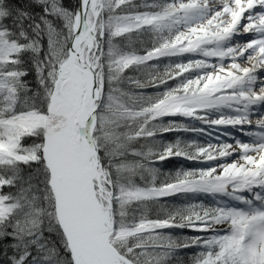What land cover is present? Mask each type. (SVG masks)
<instances>
[{
  "label": "snow or ice",
  "instance_id": "obj_1",
  "mask_svg": "<svg viewBox=\"0 0 264 264\" xmlns=\"http://www.w3.org/2000/svg\"><path fill=\"white\" fill-rule=\"evenodd\" d=\"M0 264H264V0H0Z\"/></svg>",
  "mask_w": 264,
  "mask_h": 264
},
{
  "label": "trees",
  "instance_id": "obj_2",
  "mask_svg": "<svg viewBox=\"0 0 264 264\" xmlns=\"http://www.w3.org/2000/svg\"><path fill=\"white\" fill-rule=\"evenodd\" d=\"M176 134H168V138L169 139H174ZM184 135L185 137H192V138H195L194 134H182ZM181 161L179 159L177 160H174V161H166L164 163V167L166 170H175L177 167H180L181 166Z\"/></svg>",
  "mask_w": 264,
  "mask_h": 264
}]
</instances>
